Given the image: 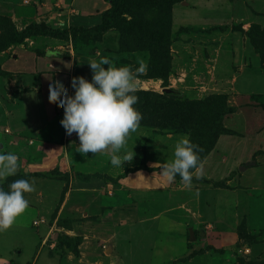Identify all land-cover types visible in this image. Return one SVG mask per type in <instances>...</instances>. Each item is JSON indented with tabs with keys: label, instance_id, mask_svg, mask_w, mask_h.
I'll list each match as a JSON object with an SVG mask.
<instances>
[{
	"label": "rangeland",
	"instance_id": "obj_1",
	"mask_svg": "<svg viewBox=\"0 0 264 264\" xmlns=\"http://www.w3.org/2000/svg\"><path fill=\"white\" fill-rule=\"evenodd\" d=\"M25 1L0 0V52L12 40L13 44L23 41L19 35L27 28L16 29L13 14L29 13L23 8L30 7ZM100 1L102 18L115 6L121 7L119 17L132 21L141 33L127 36L126 30L116 25L97 31V35L94 31L70 28V37L81 61L87 65L101 57H108L116 65L129 64L134 68L139 66V58L147 61V72L137 74L136 80L135 107L142 113L139 124L142 134L137 131L129 134L121 151L133 150L134 154L130 161L122 163V169L110 163L107 152L92 155L94 177L88 183L81 180L89 178L85 174L74 178L71 172H47L33 166L28 168L37 171H24L27 165L19 168L16 175L34 176L36 187L25 190L29 203L17 214L22 220L20 233L11 228L6 234L9 238L0 235V258L7 257L1 263L155 264L151 260L153 246L149 240L160 230L166 234L165 229L171 225L175 234H180V239L172 243L176 251L172 259L165 258L156 264H264V228L255 224V220L263 222L259 209L264 210V77L253 83L258 90L242 96L239 89L227 91L229 82L221 81L217 86V78L205 77L206 74L187 76L190 66L180 64L175 71L176 63L172 64L175 55L186 51L191 59L199 46L205 45L202 40L198 42V37L205 36L202 33L197 36L190 33L193 37H189L187 29L183 30L187 33L176 32L179 28L182 30L178 20L183 18L192 23L197 20L200 24L196 22L193 28L198 31L202 27L208 28L205 32L216 31V38L225 47L222 57L234 56L235 69L246 65L264 74L263 4L247 0H176L173 4L166 2L162 8L154 0ZM138 2L143 4L132 20L130 13L134 10L130 4L134 6ZM227 24L231 31L224 28ZM12 27L17 36L12 37ZM45 27L38 25L31 33H45L42 30ZM143 29L150 30L153 39L150 44L142 40ZM96 50L100 55L88 60L86 57L96 54ZM195 60L196 55L193 65ZM4 78L7 76L0 71V83ZM224 79L233 81L234 77ZM219 87L221 90L217 91ZM181 112L191 115L187 122L196 123L193 130L204 133L196 138L198 142L192 140L203 149L199 153L202 174L200 170L193 172L191 187L180 177L150 188L140 187L132 179L125 180L130 171L146 168L142 160L156 163L172 159L174 141L184 133H175L178 128H159L162 124L159 127L158 124L174 119ZM187 127L180 129L188 131ZM74 165L76 169L70 165L71 171L84 167ZM215 199L223 202L224 207L217 204L220 210L215 208ZM228 200L232 201L230 209L225 207ZM211 208L219 212L222 225L208 220L206 211ZM190 210L197 212L195 221L188 219ZM160 216L170 218L172 224L159 226L156 221ZM232 231L239 236L234 245L233 241L230 243ZM216 232L223 235L226 245L212 237ZM257 243L260 250L254 248ZM252 244L254 247L250 248Z\"/></svg>",
	"mask_w": 264,
	"mask_h": 264
},
{
	"label": "crops",
	"instance_id": "obj_2",
	"mask_svg": "<svg viewBox=\"0 0 264 264\" xmlns=\"http://www.w3.org/2000/svg\"><path fill=\"white\" fill-rule=\"evenodd\" d=\"M26 1V4H29L30 7L23 8L27 9L29 13L22 11L21 14H13V17L16 18V29L22 31L32 24L44 25L46 28L67 31L68 35L58 37L46 33H34L26 35L22 42L15 44L12 43L5 50L0 52L1 75L7 76V78H4L3 82L0 83L2 86V92L0 94V152H15L19 157V168H23V166L27 165L24 167V171H37L36 169L32 170L28 168V166H33L36 168L39 167L38 170H47V172H71L73 173L74 178H80L83 176L81 174H85L84 176H89V178L83 177L81 180L85 179L84 181L88 183L94 177V175L91 174L92 155H97L98 153L94 154L88 152L86 154H81L76 151V145H78L79 141L75 132L71 135H67L65 129L59 123V120L63 115V106L57 99L50 98L47 93L49 86L48 81L51 77L61 78L64 84L68 87L69 94L74 91L70 85L71 77L83 75L85 78L91 79V69L89 65L81 61V55L77 54L70 37L69 29L81 28L84 30H90L101 25V1ZM247 1L262 3L264 6V0ZM95 2H97L96 5L94 4ZM9 15L12 17V14L9 13ZM13 17L11 19H13ZM196 22L197 20L192 23L187 19L184 20L183 18H180L178 23L183 25L181 27L182 30L179 28L176 32H180L181 34L186 32L183 31L184 29H187L189 37H193L192 35L197 36V34L202 33L205 36L198 37V42L202 40L203 42H200L205 45L204 47L199 46L200 44L197 45L199 46V49L196 50L197 54L196 52L194 54L192 51V53L196 55L194 65L192 64L194 55L191 59L186 51L175 55L172 62V64L176 63V65H174V70L177 71L180 64H186L187 66H190L189 68L187 67L189 70L187 76L192 75L197 77V75L205 76L206 74L205 77L217 78V81H215L217 86L220 85L221 81L224 84L229 82L227 91H231L233 88L236 90L239 89L241 91L238 90V92L242 93V96L258 90L254 89L255 87L257 88V86L253 83L257 81L260 82L264 77V74H261L259 71L253 70L246 65H241V67L235 69V67L232 66L234 56L232 58L230 57V59L228 56L227 58L222 57V49L225 47L222 46V40L216 38V31L210 29L208 32H205L208 28L204 27L201 28L202 31H198L199 29L193 28V26L196 25ZM228 25L229 24L225 25L224 28L231 31V28ZM194 30L197 33L193 32ZM194 48H196V46ZM203 48L205 50H203ZM182 49L183 46L181 45V51ZM49 51L59 54L49 57L47 54ZM96 51V54L94 53L91 57L88 56L86 58L88 60L95 59L101 53L99 50ZM171 75L173 76L172 73ZM225 77L228 79L234 77V80L225 81ZM241 85L243 86V89L240 88ZM262 88L264 89V86ZM212 89H214V87ZM220 90V87L217 88V91ZM194 94L195 92H192V95ZM140 127L141 126H138L135 131H137L136 133L142 134V131L139 130ZM156 135L161 136L160 134ZM148 148L151 150V147ZM167 154H164L165 160H168V157L169 159L171 157ZM161 162L166 161L152 163L147 160L146 162L145 160H142V163L146 168L142 169L139 167L135 171L129 170L131 175L125 178V180H134V182L138 183V186L140 187L141 185H144L147 188H150L151 186L159 187L160 185H163L164 181H166V178L160 174ZM74 164H79L84 167L71 171L70 165H73V169H76ZM147 169H152V171H148ZM31 178H34V176ZM6 180L4 182H6ZM168 183L169 182H167V184ZM213 193L214 190H212V194ZM145 198H147L145 199L146 201L149 199L147 196ZM215 201V208L219 209L217 204L224 207L223 202H220L218 199H215ZM225 207L230 209L232 207V201H226ZM217 209L211 208L206 211L208 220L219 221L220 214ZM256 209L257 208L255 207V210ZM259 212L262 216L263 222L255 220V224L257 223L256 226L259 228H264V210L262 211L259 209ZM196 216L197 212L190 210L188 219H190V221H195ZM259 218L261 217L259 216ZM21 222L20 215H17L14 222L7 229L0 232L1 237L5 239L9 238L6 234L10 232L11 228L16 230L17 233H20L18 228L22 225ZM158 223L159 226L161 223L166 224V226L167 223L172 224L170 218H163V216H160L156 221V224ZM220 223L222 225V222ZM165 230L166 234H163V230H160V232L155 233V237L152 236V239L149 240L150 244L153 246L151 260L155 264L165 258L172 259L174 252L176 251L172 246L173 240L180 239V234H175V230L171 225H168ZM190 232H192V230ZM17 233L13 236H16ZM230 233V243L233 241L234 245V243L239 240V236H236L235 231ZM213 236L214 239L221 240L223 245H226L222 234L216 232L212 237ZM15 241L17 242L16 239ZM258 244L259 243L255 244L256 247H254V244L249 247H254L260 250L261 246H258ZM108 249H110V247L106 248L105 251H108ZM5 259H7V257L0 258V264H2L3 262L1 263V261Z\"/></svg>",
	"mask_w": 264,
	"mask_h": 264
},
{
	"label": "clouds",
	"instance_id": "obj_3",
	"mask_svg": "<svg viewBox=\"0 0 264 264\" xmlns=\"http://www.w3.org/2000/svg\"><path fill=\"white\" fill-rule=\"evenodd\" d=\"M47 54L50 57L59 53L49 51ZM138 62L139 66L134 68L129 64L116 65L108 57L89 61L91 79L83 75L71 77L70 85L74 89L71 94L61 78L49 79L47 94L63 106L59 123L67 135L75 132L79 141L76 151L81 154L107 152L110 163L121 169L124 161L132 159L133 150L123 153L121 150L142 119V113L135 107L136 80L137 74L147 72L148 64L143 58ZM201 151L203 149L188 134L179 135L174 141L172 159L161 162L160 174L169 183L179 175L183 183L191 187L193 172L200 170L202 174ZM19 166L15 152H0V232L28 205L25 190L36 187L34 178L27 174L16 175ZM9 176L14 178L5 189L3 184Z\"/></svg>",
	"mask_w": 264,
	"mask_h": 264
},
{
	"label": "trees",
	"instance_id": "obj_4",
	"mask_svg": "<svg viewBox=\"0 0 264 264\" xmlns=\"http://www.w3.org/2000/svg\"><path fill=\"white\" fill-rule=\"evenodd\" d=\"M155 1V3L159 6V7H162V8H164L165 6H166V2L168 3V1H172L170 4H173L174 2H176V0H154ZM165 3V4H164ZM142 4H143V2H138V3H136L134 6H132V4H130V7L134 10V12H131L130 13V17H131V19L133 20V18H135V16H136V14H135V11L136 10H138V9H140L141 8V6H142ZM121 7H119L118 8V6H115V8H114V10H112V12L111 13H108V14H105L104 15V17L102 18V23H101V25H99V26H97V27H95V28H92L91 30H89V31H94V35H97V31H102V30H104L106 27H108V26H116V25H118V26H121V28H123V30H126V31H124L125 33H126V35L127 36H129V35H134V33H141L140 31H139V28H137V27H134L133 25H132V21H128V22H126L125 20H124V18H120L119 17V10L121 11V10H123V8H121ZM29 27V28H28ZM27 27V29L25 30L26 32H23V34L22 35H19V39L21 40V39H23L26 35H31V34H34V33H31V31H34L33 30V28H37L38 29V25H35V24H32V25H30V26H28ZM40 28V27H39ZM46 28V27H45ZM42 28V30L46 33V34H49V35H52V36H58V37H63V36H65V35H68V32L67 31H58V30H56V29H51V28ZM74 29L76 30V28H73L72 29V31H74ZM12 30H13V34H12V37L13 36H17L18 34H17V32H16V30H14L13 29V27H12ZM131 32V33H130ZM38 33H41V32H38ZM150 36V30L148 29V31L146 30V29H143V31H142V40H146V41H148L149 42V44H150V40H153L152 38H151V36ZM165 36H166V33H165ZM158 39V36L156 37V40ZM16 41H19V40H16ZM13 42H15L14 40H12V41H10V44H12ZM156 42V44L157 45H159L160 46V44H159V42L158 41H155ZM5 46V45H4ZM3 47V46H2ZM161 47V46H160ZM137 94H141L140 92H138ZM142 97V96H141ZM187 115V113H183V112H181L180 114H178L174 119H172V120H170V119H168L167 121H165V123H163L162 121L158 124V127H159V125L160 124H162V126H160L159 128H178V129H175L174 130V132L175 133H187L188 134V136H189V138L191 139V140H197V141H195V142H198L199 141V139H196V138H200L201 136H203V132L202 131H195V130H193V128L194 127H196V123H194V124H189L188 122H187V119H188V117L189 116H191V115H188V116H186ZM147 116V115H146ZM192 118V117H191ZM207 119V118H206ZM204 120V119H203ZM190 122V121H189ZM190 125V126H189ZM155 126H156V124H155ZM155 126H151L150 125V127L151 128H154ZM187 126H189V127H187ZM147 127H149V126H147ZM180 127H187V128H190V129H187L186 128V130H188V131H182L181 129H180ZM202 130V129H201ZM209 147L210 146H208L207 147V149H209ZM177 177H179V175H177ZM12 179V177L11 176H9L8 178H7V180H6V182H4V184H3V187H5V185H6V187H7V185H8V182H9V180H11Z\"/></svg>",
	"mask_w": 264,
	"mask_h": 264
}]
</instances>
